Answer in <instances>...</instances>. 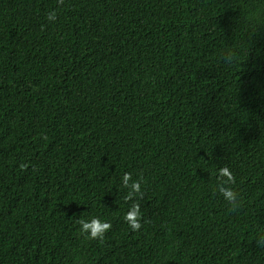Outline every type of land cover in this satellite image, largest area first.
<instances>
[{"label": "trees", "instance_id": "1", "mask_svg": "<svg viewBox=\"0 0 264 264\" xmlns=\"http://www.w3.org/2000/svg\"><path fill=\"white\" fill-rule=\"evenodd\" d=\"M262 233L264 0H0V264H264Z\"/></svg>", "mask_w": 264, "mask_h": 264}, {"label": "clouds", "instance_id": "2", "mask_svg": "<svg viewBox=\"0 0 264 264\" xmlns=\"http://www.w3.org/2000/svg\"><path fill=\"white\" fill-rule=\"evenodd\" d=\"M48 19L54 21L56 19L55 12L49 13ZM217 175L220 178H227L225 180L226 184L231 183L233 180L229 168L226 167L219 169ZM131 179L132 178L130 173H125L121 178L122 186L130 189L126 197L127 199H131L133 194H142L140 181H132V183L129 184V181ZM219 191L225 201L233 204V206H237L235 204L237 200V194L233 191L232 188L221 185ZM124 220L132 230H138L141 228L140 209L138 204L133 203L129 207L128 211L124 215ZM79 224L80 232L87 235V237L90 239L102 238L104 234L111 228V224L109 222L101 220L97 217H93L91 219H82L79 221ZM257 244L258 246L264 247V233L261 234L260 239H258L257 241Z\"/></svg>", "mask_w": 264, "mask_h": 264}]
</instances>
